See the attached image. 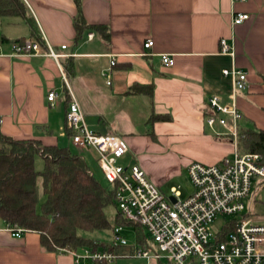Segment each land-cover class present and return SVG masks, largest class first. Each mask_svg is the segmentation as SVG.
<instances>
[{
    "label": "crops",
    "instance_id": "crops-1",
    "mask_svg": "<svg viewBox=\"0 0 264 264\" xmlns=\"http://www.w3.org/2000/svg\"><path fill=\"white\" fill-rule=\"evenodd\" d=\"M23 1L60 57L13 55L14 41L33 40L31 29L21 17H0L1 134L70 146L66 112L71 98L63 70L88 127L121 136L133 161L128 164H139L166 195L177 188L185 199L193 192L191 163L219 164L235 151L228 137L216 135L221 127L205 122L209 97L231 102L233 83L223 77L224 69L235 65L248 73V87L237 99L240 130L264 131V0H82L86 21L106 26L110 35L86 31L79 42L75 0ZM234 10L250 18L233 27ZM222 39L234 44V59L220 53ZM147 40L154 41L152 48L145 49ZM161 54L171 55L174 66H164ZM134 86L141 88L138 93L132 92ZM53 90L60 98L51 106L47 97ZM153 114L169 119L149 125ZM183 178L189 181L187 192ZM262 190L264 180H256L253 192ZM246 215L264 224V217ZM0 264L76 263L67 252L47 250L38 233L16 238L0 221Z\"/></svg>",
    "mask_w": 264,
    "mask_h": 264
},
{
    "label": "built area",
    "instance_id": "built-area-1",
    "mask_svg": "<svg viewBox=\"0 0 264 264\" xmlns=\"http://www.w3.org/2000/svg\"><path fill=\"white\" fill-rule=\"evenodd\" d=\"M249 18V14L234 10L232 26L241 25ZM153 45V40H147L144 47L149 49ZM66 47L63 45L62 49ZM12 50L17 56H46L55 60L60 57L45 36L43 43L35 40L13 42ZM220 53L234 59V44L222 39ZM161 62L166 67L175 64L169 54H161ZM114 64L115 60H112L111 65ZM61 72L71 98L66 112V134L80 154H96L105 180L115 189L117 210L126 221L143 228L150 247L144 249L137 242H128L122 235L123 227H117L113 231V242L131 245L133 252L116 254L90 248L60 251L71 254L76 264H115L121 258L141 260L143 264H264V224H257L246 215L247 201L252 196L255 181L264 180V156L242 152L238 147L239 123L243 114L237 99L238 93L248 87L247 72L235 65L222 71L223 77L233 83L229 95L231 102L226 103L219 95H212L208 99L210 112L205 118L210 128L219 126L224 130L216 135L228 137L235 145V151L219 164L191 163L187 172L193 192L185 199L177 188H172L171 195L163 193L139 164L120 163L129 151L125 140L118 135L98 134L88 127L69 79L63 70ZM59 98L55 90L47 97L51 106ZM220 216L226 218L224 226L214 231V224ZM7 230L16 238L26 233L17 226H8Z\"/></svg>",
    "mask_w": 264,
    "mask_h": 264
},
{
    "label": "trees",
    "instance_id": "trees-1",
    "mask_svg": "<svg viewBox=\"0 0 264 264\" xmlns=\"http://www.w3.org/2000/svg\"><path fill=\"white\" fill-rule=\"evenodd\" d=\"M75 2L78 8L74 19L76 40L79 42L86 31L98 32L108 38V28L89 24L83 15L82 0ZM0 17L23 18L31 29L33 40L43 43L23 0H0ZM1 41L5 42V39ZM139 89L134 86L132 92L138 93ZM165 119L169 117L153 114L149 125ZM238 147L242 152L264 156V131L240 130ZM39 159L44 164L41 170L37 169ZM115 194L113 187L107 189L96 180L85 159L74 153L70 146H44L37 140H17L0 133V221L7 227L17 226L26 232L38 233L47 250L90 248L116 254L131 253V245L104 243L86 235L96 231L113 232L117 227L126 226L136 230V242L140 247L149 248V239L140 225L126 221L119 211L110 221L106 209L116 206Z\"/></svg>",
    "mask_w": 264,
    "mask_h": 264
},
{
    "label": "rangeland",
    "instance_id": "rangeland-1",
    "mask_svg": "<svg viewBox=\"0 0 264 264\" xmlns=\"http://www.w3.org/2000/svg\"><path fill=\"white\" fill-rule=\"evenodd\" d=\"M70 147L73 150L74 153L79 154L78 149L72 144V142L70 143ZM81 155L87 165L90 168V171L92 172V174L94 175V177L96 178V180L105 188L110 189L111 185L105 180L103 173L98 165L97 162V156L95 153H89V152H84L79 154ZM40 161V159L37 162V169L41 170L43 169V162ZM132 163V159H131V155H127L124 159L120 160V163L123 165H127L128 163ZM156 169H159L156 167ZM182 183L185 187V191L187 192L189 190V181L186 178L182 179ZM188 188V189H187ZM252 197L251 199H248V204H247V209H246V213H252V214H256L259 217H264V190H262L261 192H256L254 191L252 193ZM43 195H41V200L43 202ZM117 208L116 206H110L106 209V213L110 219V221H113V217L114 215L117 213ZM226 218H224L223 216H220L219 219L215 222L214 224V231H218L221 230L223 228V224H224V220ZM261 219V218H260ZM123 232L122 235L125 236V238L128 240V242L132 243L134 241H136V230L132 227V226H126L123 227ZM87 237L91 238V239H96L100 242H104V243H112L114 240V235L112 231H96L94 233H87L86 234ZM167 263V262H164ZM115 264H138V262L136 260H129V259H118Z\"/></svg>",
    "mask_w": 264,
    "mask_h": 264
}]
</instances>
